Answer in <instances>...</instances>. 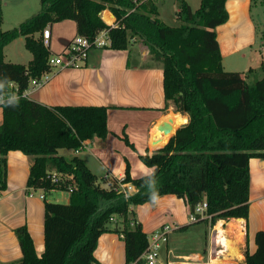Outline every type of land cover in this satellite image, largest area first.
Segmentation results:
<instances>
[{"label":"trees","instance_id":"obj_1","mask_svg":"<svg viewBox=\"0 0 264 264\" xmlns=\"http://www.w3.org/2000/svg\"><path fill=\"white\" fill-rule=\"evenodd\" d=\"M200 1V8L193 11L186 0H177L181 24L170 27L158 19L153 0H40L41 10L32 18L12 30L0 29V84L4 86L0 95L5 97L0 190L7 186L10 151L33 159L29 189L57 187L49 178L54 172L73 176L61 187L73 188L69 203L45 204L42 256L38 257L27 228L19 227L15 233L23 257L12 264H99L94 255L99 238L110 231L124 238L126 264L142 263L149 237L132 208L153 203L150 185L154 179L158 199L167 195L184 199L191 213L206 202V214L211 216L206 221L211 225L248 218L250 160L264 158V75L251 83L243 73L224 69L216 29L229 21L227 0ZM105 10L115 16V27L102 19ZM104 17L111 20L108 13ZM67 20L76 23L77 36L91 43L107 31L114 50H125L133 39H139L153 59L163 64L167 106L189 114L190 120L168 145L152 155H140L146 166L156 168L155 174L132 178L128 164L123 180L111 177L99 182L81 158L69 161L59 153L78 151L87 140L107 138L109 107H48L22 96L32 81L52 70L53 55L44 44L43 31ZM20 37L33 54L27 66L5 60V47ZM11 84L20 95L15 106L7 103L14 92ZM121 184L135 188L128 199ZM115 217L119 223L113 229ZM255 242L256 252H245L243 264H264V231L256 234Z\"/></svg>","mask_w":264,"mask_h":264},{"label":"crops","instance_id":"obj_2","mask_svg":"<svg viewBox=\"0 0 264 264\" xmlns=\"http://www.w3.org/2000/svg\"><path fill=\"white\" fill-rule=\"evenodd\" d=\"M256 1L227 0L229 21L216 29L224 69L228 66V60H234L230 66L238 60V65L243 63L246 67L240 72L245 76L247 72L251 74L259 69L263 72L264 68V15L262 17V13L256 15L254 12L261 5L264 7V0L260 1L259 6ZM191 8L196 11L200 6L196 10ZM105 13L110 15L111 20L105 19ZM157 17L162 22L159 11ZM102 19L107 25L116 26V18L109 10L102 13ZM47 28L51 32L49 49L52 53L55 40L63 39L65 50L78 37L76 23L71 20ZM39 36L35 35L36 38ZM18 41L28 50L26 39L20 37L5 47V60L27 66L33 60V54L28 57V64L8 59L7 50ZM109 46L90 49L87 59L79 67L53 68L50 80L39 89L32 90L27 97L48 107H109L107 138L87 140L84 142L86 147L73 151L69 157L64 156L69 161L75 157L81 158L99 182L111 177L123 180L128 164L132 178L146 176L145 172L151 168L141 161L140 155H152L168 145L177 130L190 120L189 114L176 112L172 104L167 106L163 64L153 59L141 40L133 39L125 50H114ZM10 54L18 57L14 56L12 50ZM24 57L27 55L20 56ZM2 122L3 107L0 104V125ZM161 128L169 133H164ZM125 138L129 143L125 142ZM32 163L33 159L20 151H10L7 155V186L5 190H0L2 264H12L23 257L15 233L19 227L27 228L38 257L45 251V204L55 202L50 197L60 190L47 192L46 199L40 198L41 192L37 188L31 195L28 180ZM250 174L247 219L218 220L215 225L206 220L192 223L186 201L174 195L132 208L149 237V244L153 234L162 227L174 226L168 242L162 244L155 264H214L217 259L224 262L226 256L233 252L235 256H230L227 263L243 264L245 252H256V234L264 231V158L250 160ZM117 223L115 217L113 229ZM219 225L230 243L229 249L218 242ZM94 255L99 264H126L123 236L115 231L104 233L99 238ZM142 261L140 264H148L144 256Z\"/></svg>","mask_w":264,"mask_h":264},{"label":"built area","instance_id":"obj_3","mask_svg":"<svg viewBox=\"0 0 264 264\" xmlns=\"http://www.w3.org/2000/svg\"><path fill=\"white\" fill-rule=\"evenodd\" d=\"M44 44L46 46H50V40H51V32L48 28H46L43 31L42 34ZM108 44H110V39L108 37V32L105 31L101 33L99 36L96 37L93 43L89 42L86 38L83 37H76L68 47L57 57H51L49 60V65L53 68L60 67L62 69L64 68H75L79 67L81 63H83L84 60L87 59L88 53L90 49L93 47H105ZM51 72L45 73L39 80H35L31 82L30 87L23 93L22 96L28 97L29 93L32 92V90H37L40 87H42L44 84H46L50 80ZM11 89H13V93L16 96L18 95V88L11 84ZM0 97H3V102L5 100V97L3 95H0ZM3 102H0L3 103ZM86 147V144L84 143L82 148ZM51 182L57 186L51 190H46L44 188H39L41 195V199H46L47 192L50 191H56L61 190V187L63 186V183L68 179L73 180V176H64L63 174H59L54 172L52 175L49 176ZM123 194L126 199H128L130 193H129V187L133 189L131 184H121L120 185ZM36 188H30L31 195H33V191H35ZM63 191V190H62ZM73 192V188L71 187L69 189V193ZM207 203L203 202L200 205H198L193 213L190 215V220L192 223H198L203 220H208L211 218V216L206 214L207 210ZM174 226L171 225H165L160 230H158L156 233L153 234L151 237V242L149 244V247L144 254V257L148 264H155L157 261V258L159 256V251L161 249V246L163 243H167L170 234L173 232Z\"/></svg>","mask_w":264,"mask_h":264},{"label":"rangeland","instance_id":"obj_4","mask_svg":"<svg viewBox=\"0 0 264 264\" xmlns=\"http://www.w3.org/2000/svg\"><path fill=\"white\" fill-rule=\"evenodd\" d=\"M0 1H1L3 17H4L3 23L1 25V29L3 31L12 30L14 28L19 27L20 24L32 18L34 15H36L41 10L40 0H0ZM154 1L158 7L160 19L162 20V22H164L165 25L170 26V27L180 26L181 23L177 18V9H178L177 0H154ZM187 1L193 7L194 10L199 8L200 2H201L200 0H187ZM260 1L262 0L256 1V4L258 6L260 4ZM261 6L259 8H256L254 12L256 15L262 13L261 16L263 17L264 7L263 6L261 7ZM67 21H70V20H67ZM63 22H66V21H63ZM260 29H263V27H261ZM55 46H56V49H55ZM52 47H54L52 48V51H53L52 55L53 56L60 55L65 48L63 39L55 40V45H52ZM60 47L61 49H59ZM11 50L13 51L14 56H18V57H13L12 54H10ZM7 53L9 54V57H8L9 60L11 59V60H14L15 62L24 63V64H28L29 56L32 57V53L26 50L24 45L21 44L20 41L13 44L12 47H10L7 50ZM23 55H27V57L20 58V56H23ZM233 61L232 60L227 61V65H228L226 68L227 72H242L246 68L245 65H243V63L241 65H238L237 64L238 60L235 61L236 62L235 65H234L235 63L234 62L233 65L230 66L229 65L230 62H233ZM263 75L264 73L262 72V70L259 69L256 72L251 73V74L247 72L246 77H247L248 82L252 83L256 80L261 79ZM71 151L72 150L70 151L60 150L59 154L65 157H69L73 154V151L72 152ZM70 194L71 193H69V191L60 190L56 195H51L50 198L52 199V201H55L56 203L68 204V198ZM185 248L188 249V246H186Z\"/></svg>","mask_w":264,"mask_h":264},{"label":"clouds","instance_id":"obj_5","mask_svg":"<svg viewBox=\"0 0 264 264\" xmlns=\"http://www.w3.org/2000/svg\"><path fill=\"white\" fill-rule=\"evenodd\" d=\"M3 87H4V86H3L2 84H0V90H2ZM0 102H3V97H0ZM18 102H19V97L16 96L15 94H12V95L8 98V100H7V103H8L9 105H12V106L17 105ZM155 172H156V168L153 167V168H151V169H148V170L145 172V175H148V174H155ZM155 185H156V179H154V180L152 181L151 185H150V187H151L152 189H154V190L152 191L151 195H150V200H151L153 203L157 202V200H158V193L155 191ZM134 192H135V190L132 189L131 187H129V193H130V195H133ZM126 198H127V197H126Z\"/></svg>","mask_w":264,"mask_h":264},{"label":"bare ground","instance_id":"obj_6","mask_svg":"<svg viewBox=\"0 0 264 264\" xmlns=\"http://www.w3.org/2000/svg\"><path fill=\"white\" fill-rule=\"evenodd\" d=\"M218 224H220V223H218ZM217 230H218V242L220 243V244H223L224 245V247L225 248H227V249H229L230 248V243L226 240V238L224 237V235H223V230L220 228V225L218 226V228H217ZM239 242V241H238ZM217 243V242H216ZM221 250V249H220ZM236 252V251H235ZM218 254V253H217ZM229 254V253H228ZM230 256H231V258H232V256L234 257L235 256V254H234V252L233 253H231V254H229V255H227L226 256V258H225V261L224 262H220L218 259L217 260H215V262H214V264H226L227 263V261H228V259L230 258ZM228 264V263H227Z\"/></svg>","mask_w":264,"mask_h":264},{"label":"water","instance_id":"obj_7","mask_svg":"<svg viewBox=\"0 0 264 264\" xmlns=\"http://www.w3.org/2000/svg\"><path fill=\"white\" fill-rule=\"evenodd\" d=\"M162 130H163V128H161ZM164 131V133H169V131L168 130H163Z\"/></svg>","mask_w":264,"mask_h":264}]
</instances>
